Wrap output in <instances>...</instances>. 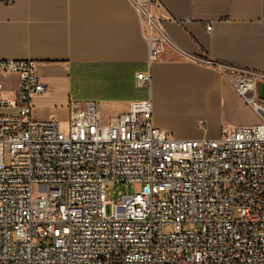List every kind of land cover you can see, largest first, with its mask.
Listing matches in <instances>:
<instances>
[{
  "label": "built area",
  "instance_id": "built-area-1",
  "mask_svg": "<svg viewBox=\"0 0 264 264\" xmlns=\"http://www.w3.org/2000/svg\"><path fill=\"white\" fill-rule=\"evenodd\" d=\"M132 1L154 61L174 44L151 1ZM206 62L260 123L177 139L149 100L107 121L98 101L71 100L62 128L32 118L47 89L37 63L0 61L19 81L10 98L0 81V107L15 110L0 114V264H264V73ZM135 79L150 86L148 72ZM114 184L136 191L113 203Z\"/></svg>",
  "mask_w": 264,
  "mask_h": 264
},
{
  "label": "crops",
  "instance_id": "crops-1",
  "mask_svg": "<svg viewBox=\"0 0 264 264\" xmlns=\"http://www.w3.org/2000/svg\"><path fill=\"white\" fill-rule=\"evenodd\" d=\"M150 1L174 44L154 61L132 0H0V61H35L47 86L31 99L32 118L64 128L71 100L98 101L103 121L149 100L154 125L177 139L217 138L245 111L252 120L241 125L260 123L206 60L264 73V0ZM139 72L150 74L149 87L138 85ZM0 81L13 97L18 77Z\"/></svg>",
  "mask_w": 264,
  "mask_h": 264
},
{
  "label": "rangeland",
  "instance_id": "rangeland-1",
  "mask_svg": "<svg viewBox=\"0 0 264 264\" xmlns=\"http://www.w3.org/2000/svg\"><path fill=\"white\" fill-rule=\"evenodd\" d=\"M252 120V115L245 111L242 113V115H238L236 117V120L238 123L241 124H247L249 123L250 121L249 120ZM225 128L224 127H221L220 128V132L222 130H224ZM136 191V187H133L132 185L130 184H114V185H110L107 189V192H106V198L108 201H111L113 203H117L121 196L123 195H132L134 194ZM109 206L107 207V212L109 213ZM171 229H168L167 232H170Z\"/></svg>",
  "mask_w": 264,
  "mask_h": 264
},
{
  "label": "water",
  "instance_id": "water-1",
  "mask_svg": "<svg viewBox=\"0 0 264 264\" xmlns=\"http://www.w3.org/2000/svg\"><path fill=\"white\" fill-rule=\"evenodd\" d=\"M259 96L260 98H264V83L259 84Z\"/></svg>",
  "mask_w": 264,
  "mask_h": 264
}]
</instances>
